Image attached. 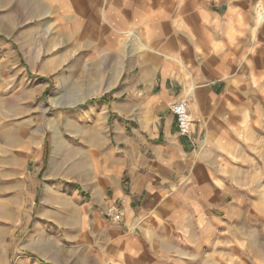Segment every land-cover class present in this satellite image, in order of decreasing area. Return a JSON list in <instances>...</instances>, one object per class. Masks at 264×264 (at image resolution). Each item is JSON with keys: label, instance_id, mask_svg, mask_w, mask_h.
<instances>
[{"label": "crops", "instance_id": "1", "mask_svg": "<svg viewBox=\"0 0 264 264\" xmlns=\"http://www.w3.org/2000/svg\"><path fill=\"white\" fill-rule=\"evenodd\" d=\"M41 1L76 69L106 80L49 153L33 116L19 125L25 153L0 155V232L21 220L28 247L75 264H224L236 220V264H264V160L232 165L262 115L264 0ZM182 98L189 137L170 111Z\"/></svg>", "mask_w": 264, "mask_h": 264}, {"label": "rangeland", "instance_id": "2", "mask_svg": "<svg viewBox=\"0 0 264 264\" xmlns=\"http://www.w3.org/2000/svg\"><path fill=\"white\" fill-rule=\"evenodd\" d=\"M46 7L41 0H0V155L3 159L12 160L17 152L25 153L19 146L29 133L18 127L32 116L34 124L43 126L41 137L49 153L65 127L72 132L73 115L66 114L78 110L79 101L90 100L103 92L94 85L104 83L106 74L97 75L96 67L81 72L76 69L74 56L65 55L55 28L43 23L47 18ZM252 106L254 114L262 115H248L241 125L239 140L243 147L236 150L235 144L232 160L235 168L236 161L249 165L252 160H264V104ZM20 221L16 231L0 232V264H75L71 257L66 262L64 257L68 256H59L56 249H49V256H41L36 248L28 247V237ZM233 222L235 227L232 224L225 227L224 264H236V249L232 244L236 243V220Z\"/></svg>", "mask_w": 264, "mask_h": 264}, {"label": "built area", "instance_id": "3", "mask_svg": "<svg viewBox=\"0 0 264 264\" xmlns=\"http://www.w3.org/2000/svg\"><path fill=\"white\" fill-rule=\"evenodd\" d=\"M171 113L175 117L176 121V129L181 137H189L191 134V119L189 117L188 111H187V99L182 98L175 102L170 107ZM107 217L116 222H120L122 218V211L120 206L110 207L107 210Z\"/></svg>", "mask_w": 264, "mask_h": 264}]
</instances>
